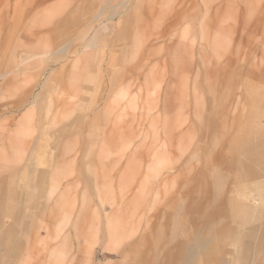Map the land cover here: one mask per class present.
I'll return each instance as SVG.
<instances>
[{"label": "rangeland", "instance_id": "1", "mask_svg": "<svg viewBox=\"0 0 264 264\" xmlns=\"http://www.w3.org/2000/svg\"><path fill=\"white\" fill-rule=\"evenodd\" d=\"M103 1L0 0V165L36 166L17 171L11 212L0 200V264H229L243 237L222 183L209 198L203 179L224 173L223 126L211 129L224 114L229 15L261 4ZM68 14L69 38L56 30L50 47ZM81 121L93 130L80 143L69 136Z\"/></svg>", "mask_w": 264, "mask_h": 264}, {"label": "bare ground", "instance_id": "2", "mask_svg": "<svg viewBox=\"0 0 264 264\" xmlns=\"http://www.w3.org/2000/svg\"><path fill=\"white\" fill-rule=\"evenodd\" d=\"M259 3L261 4L259 10L245 8L233 11L229 15L226 25V61L223 71L225 80L221 99L224 114L222 123L217 122L216 125L214 122L211 129V136L214 137L219 129L218 127L215 130V127L223 126L224 173L216 172L212 180L210 177L203 179L205 181L203 192L207 193L209 198L213 196L210 185L214 181L222 183L223 201L226 204L225 213L233 226L239 228L244 240L242 243L244 264L255 252L260 255V260L264 263V0H259ZM119 11L116 12L119 13ZM116 12L107 16L106 21L114 20L118 15ZM101 17L103 18L102 14H98V18ZM106 21H101L104 30H108ZM58 29L57 31L61 32L62 28ZM85 32L88 34L89 31L85 30ZM97 41L98 37L95 32L89 41L82 43L81 53H85ZM66 47L62 48V52ZM103 60L102 58L99 64L100 70L103 67ZM110 75L109 84L112 90L114 75ZM211 86L213 89V85ZM109 97L106 101L104 100L106 104L110 102ZM213 155L211 162L209 160L207 162L208 167L213 166L217 156L216 151ZM33 168L32 163L29 162L23 168H17V171L28 172ZM5 196L12 198L16 194L9 189ZM106 235L108 236L107 233ZM201 245L205 244L201 243Z\"/></svg>", "mask_w": 264, "mask_h": 264}, {"label": "crops", "instance_id": "3", "mask_svg": "<svg viewBox=\"0 0 264 264\" xmlns=\"http://www.w3.org/2000/svg\"><path fill=\"white\" fill-rule=\"evenodd\" d=\"M68 13H75V12L73 11V12H68ZM70 21H74V20L71 19V15H69V14H68L67 18H63V19L58 20L57 25H55V27L53 28L54 33L52 34L51 43H50V41H48V45H50V47L51 46L53 47V45L58 43V42L61 43V40L59 39V37L56 36V33H58L56 30L58 28H64L63 31L59 32V33H60L61 39L63 40V43L66 42V41H64V39H66V38L68 39L69 38L68 36L70 35L71 28H72L70 26ZM66 28H67V32L68 33H66ZM110 91L112 92V90H110ZM113 91L115 92L116 90H113ZM76 92H79V88H77V86H76V88H74V91H72V93H76ZM28 119H29V117H28ZM58 120L59 119L57 118V116H55V119H54L53 123L55 125H57L59 123ZM87 125L89 126V123L86 124L85 122L81 121V123L79 124V127H76L75 130H72L71 131V136H69V137L70 138H78V140L81 143V140L85 139V137L87 136V132H91L93 130V127H91V125L89 127H87ZM84 147H85V145H84ZM38 152H40V151H38ZM34 156H36V154H34V155L32 154L30 157H34ZM57 156L59 157V154H57ZM45 157H46L47 167H52V170H54V167H57L59 169L60 164H57L55 166V164L58 162V160L53 159V157H55V156H49L45 152ZM18 159H19L18 161H22L21 158H18ZM0 164H1V162H0ZM10 166H11V163L9 161H7V166L6 167H3V165H0V173H2L4 170H7V169H4V168H8V167H9L8 169L11 171L9 177H2V180L0 179V200H5L6 204L8 205V206H5L6 204L4 205L3 209L1 210V212H3V213L11 212V211H9V209H11V204H12L13 201H14L13 202L14 204H19L21 202V200H14V199L19 198V196H20L19 194L15 193V192H14L16 194L15 197L11 198V197L5 196V193L9 189H12V191H14V186H13L12 182H14V183L15 182H21L22 179H23V178L20 177L19 173L17 172V168H20V167L23 168V166L22 165L16 166L15 164H13L11 167ZM34 168H36V166ZM34 168L32 170H30V171H33ZM14 169L16 171H14ZM30 171H28V172H30ZM23 177H24V174H23ZM28 177H29L28 179H26L27 177H24V178L26 180H30L31 177L30 176H28ZM2 181H3V183H2ZM5 181L8 182L6 185H5ZM48 186H49L50 189H52L53 188V181H50L49 185L46 184L45 188H48ZM11 200H13V201H11ZM209 218H211V217H209ZM209 218H207V222L211 221V219H209ZM243 241L244 240L242 239V243H243ZM20 246L13 248L12 251H14V252L20 251L19 250ZM242 253H243V251H242V244H241V246H240L238 251L230 252V254H229V259L230 260H228V261H230L229 264H244L243 259H242ZM257 255H258L257 252L252 253L249 256L246 264H250L251 261L253 260V258H255V256L259 258V261L262 264L263 262H261L259 255L258 256Z\"/></svg>", "mask_w": 264, "mask_h": 264}]
</instances>
